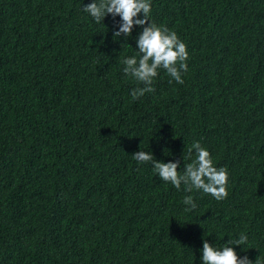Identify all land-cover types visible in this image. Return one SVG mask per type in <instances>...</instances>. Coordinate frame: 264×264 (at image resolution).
Returning <instances> with one entry per match:
<instances>
[{
    "label": "trees",
    "instance_id": "obj_1",
    "mask_svg": "<svg viewBox=\"0 0 264 264\" xmlns=\"http://www.w3.org/2000/svg\"><path fill=\"white\" fill-rule=\"evenodd\" d=\"M91 2L0 0V264H201L205 240L241 233L264 264V0H151L188 71L135 100L142 28L113 38L120 17L96 23ZM194 142L228 169L226 199L132 158L183 172Z\"/></svg>",
    "mask_w": 264,
    "mask_h": 264
},
{
    "label": "clouds",
    "instance_id": "obj_2",
    "mask_svg": "<svg viewBox=\"0 0 264 264\" xmlns=\"http://www.w3.org/2000/svg\"><path fill=\"white\" fill-rule=\"evenodd\" d=\"M83 11L96 23L104 21L108 15H111L113 20L119 16L121 23L113 29V38H119L121 34L130 37L134 27L142 28L136 41L137 54L123 60L125 76H130L138 84L143 85L132 91L131 96L134 100L155 90L152 85L161 68L166 70L177 83H184L182 73L188 71L186 62L189 59L187 46L178 38L175 31L149 21L151 0H92L90 4L83 6ZM141 14H143L142 19L139 18ZM193 151L195 159L185 164L183 172L177 171L178 163L156 162L151 152L139 150L132 155V158L138 163H151L159 178L171 183L177 189L183 185L186 192H192L193 189L202 190L218 201L226 199L228 169L216 167L210 152L199 142L191 145L188 158H191ZM183 203L190 206L186 211H192L197 207L192 196H186ZM247 242L248 237L243 233L238 239H228L222 246L210 245L205 240L201 264H253L248 256L241 257L235 251L236 247ZM255 264H259V261L256 260Z\"/></svg>",
    "mask_w": 264,
    "mask_h": 264
}]
</instances>
